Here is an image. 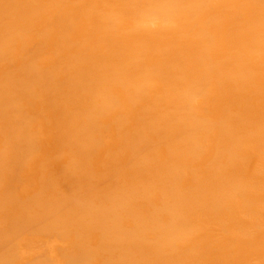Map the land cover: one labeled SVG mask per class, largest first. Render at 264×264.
<instances>
[{"label": "bare ground", "instance_id": "1", "mask_svg": "<svg viewBox=\"0 0 264 264\" xmlns=\"http://www.w3.org/2000/svg\"><path fill=\"white\" fill-rule=\"evenodd\" d=\"M0 264H264V0H0Z\"/></svg>", "mask_w": 264, "mask_h": 264}]
</instances>
